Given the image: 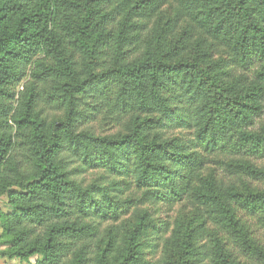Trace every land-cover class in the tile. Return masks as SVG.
<instances>
[{
	"label": "trees",
	"instance_id": "16d2710c",
	"mask_svg": "<svg viewBox=\"0 0 264 264\" xmlns=\"http://www.w3.org/2000/svg\"><path fill=\"white\" fill-rule=\"evenodd\" d=\"M261 161L264 0H0V258L264 264Z\"/></svg>",
	"mask_w": 264,
	"mask_h": 264
},
{
	"label": "rangeland",
	"instance_id": "374dc122",
	"mask_svg": "<svg viewBox=\"0 0 264 264\" xmlns=\"http://www.w3.org/2000/svg\"><path fill=\"white\" fill-rule=\"evenodd\" d=\"M49 118L54 115L50 112L47 113ZM99 129V128H98ZM167 131V130H165ZM103 134H108V132L104 131ZM171 137L178 138L177 140L183 141L184 138L180 137L179 133L172 132V134L168 133ZM259 165L264 166V161L258 163ZM210 168H213L211 165ZM102 176L101 172H89L84 175L87 180L95 179L96 177ZM112 182H116L112 180ZM125 185L118 184V187L124 188ZM125 189V188H124ZM146 205L149 210L156 216V224L158 227V232L150 231L148 232L144 238L145 241L150 245L149 250L147 251L148 259H154L155 256L160 252L164 241L168 238L170 230H171V222L175 216L183 215H192L193 211L190 207H186L183 205H173L171 208H164L161 204L154 203L152 200H149ZM11 210V207L7 204V199L5 196L0 197V213H8ZM264 233V230H262ZM5 264H33L35 261V257L30 258L28 262H21L16 260H7L5 259ZM2 264V261H0Z\"/></svg>",
	"mask_w": 264,
	"mask_h": 264
},
{
	"label": "crops",
	"instance_id": "0c3cea01",
	"mask_svg": "<svg viewBox=\"0 0 264 264\" xmlns=\"http://www.w3.org/2000/svg\"><path fill=\"white\" fill-rule=\"evenodd\" d=\"M5 259L0 258V261H2V264H5ZM30 261V260H29Z\"/></svg>",
	"mask_w": 264,
	"mask_h": 264
}]
</instances>
